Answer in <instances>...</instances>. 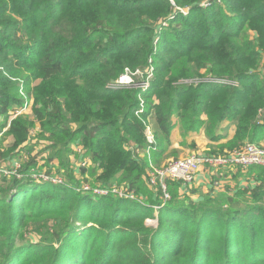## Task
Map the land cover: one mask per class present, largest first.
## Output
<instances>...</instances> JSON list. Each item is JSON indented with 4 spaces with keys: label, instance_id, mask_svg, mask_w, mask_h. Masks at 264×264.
Masks as SVG:
<instances>
[{
    "label": "trees",
    "instance_id": "1",
    "mask_svg": "<svg viewBox=\"0 0 264 264\" xmlns=\"http://www.w3.org/2000/svg\"><path fill=\"white\" fill-rule=\"evenodd\" d=\"M206 1L0 0V131L11 112L24 106L23 86L41 139L55 152L45 160L59 154L68 160L79 149L90 158L91 175L101 187L119 180L130 191L146 190L149 157L161 160L179 125L186 138L227 140L229 152L247 142L259 145L264 0H209L202 7ZM249 30L256 33L253 40ZM182 60L187 65L177 75L173 70ZM151 66L149 94L108 88L126 69ZM208 74L237 85L196 86ZM145 97L156 98L144 103ZM26 115L10 123L14 143L7 157L32 149ZM228 128L232 133H225ZM40 159L23 165V178L4 177L8 186L0 185V264H264V210L256 209L264 199L261 167L235 168L239 179L259 172L250 180L254 187L239 189L253 205L243 211L223 201L229 191L196 202L180 198V184L170 181L168 202L159 199L161 192L159 200L140 202L84 194L74 182L38 183L30 173ZM77 169L86 175L88 167L80 162ZM156 206L158 227L152 228L147 221L155 218ZM30 224L46 227L61 245L21 247V231Z\"/></svg>",
    "mask_w": 264,
    "mask_h": 264
},
{
    "label": "rangeland",
    "instance_id": "2",
    "mask_svg": "<svg viewBox=\"0 0 264 264\" xmlns=\"http://www.w3.org/2000/svg\"><path fill=\"white\" fill-rule=\"evenodd\" d=\"M208 1L209 0L204 2L202 7H205V8L208 7L209 5H206V3ZM166 25L168 28L169 25L168 24H166ZM159 34H160V36L163 35V33L161 31L159 32ZM247 34L251 40H253L256 37V35H255L256 33L251 31V30H249L247 32ZM161 44H162V40H159V38L156 39V41L154 42V45L157 48L160 47ZM186 65L187 64H185L183 62V60L180 61L178 66L176 68H174V70H173L174 73L178 75L181 68L186 66ZM138 69H139V71H137V72H133L132 70L126 69L124 72V75L122 77L127 76L126 77L127 82L130 83L128 88H132L135 90L141 89V87H143V85H144L143 84L144 82H150L149 88L147 90H142V91H144L143 92L144 94H146V93L149 94L152 81H154V78H155V70L152 66L149 68H138ZM202 74H204V73L202 72ZM210 75L211 74H208L206 76V78L201 79V81L195 80V81H197L196 86L199 85L200 83H203V82H210V79H212V78H210L211 77ZM131 78H132V80H131ZM191 82H193V81L185 80V79H181V81H180V83H183V84H185V83L190 84ZM228 82L229 83H227V84L231 83V85H233L232 84L233 82H230V81H228ZM234 85H237V83H235ZM147 95H146V97H147ZM146 97H145V99H143L144 103L145 102L147 103L148 101L152 102L156 98V97H153L151 99V98H146ZM143 109H144V107L142 106V111H143ZM27 112L28 113L25 117L31 123L29 125L28 143L31 142L30 147H32V149H30V152L24 153L25 155H27L25 157V159H26L25 163H28L30 159H34L35 156L40 155L41 159L37 163V166L34 167V169L37 172L41 171V172H45L47 175L52 176L54 178L58 177V178L62 179L64 183H73L74 182V185H77L76 187L78 188V190L82 191V192H83L84 187L85 188L88 187L90 189V191L83 192L84 194L88 193V194H93L95 196V194L93 193V190L94 189H102V190H109V192H111L109 195H114L115 197H117L119 199H127L125 197L120 196V194H124V196H126V195L134 196V200H136V201L147 202V200L148 201L157 200L158 199L157 198L158 192H161L162 195L159 199L162 200L163 202H165L166 199L163 197L164 190L161 189L158 191V189H160L158 187V185H153L150 182L151 179L156 175L157 172L163 171L172 163H175V162L179 161L180 159L189 157L193 154H198V153H205V154L211 153L212 154V153H214L216 155H225L227 153H231L228 151L229 149L226 148L227 146H229L227 140H224V141H221L220 143L215 144V143H209L211 141H209V139H208L207 144H205L204 139L202 137H200V135L199 136L198 135L190 136V137L186 138L185 137L186 136L185 135L186 134L185 128L183 126L179 125L180 127L178 126L174 132V136H173L174 143L172 144L171 147H169L164 152V155L161 157V160H159L158 163H156V162L154 163L151 160V157H149V161H151V162L147 168L146 175L143 177V185L146 187V190L130 191L129 184H127V183H121L120 184L119 180H118V182L116 181L109 188H103L100 186L101 182L99 181L98 176L93 177L91 175L92 162H91L90 158L87 156L84 157L83 154L81 153V150H79V149H76L74 151V154L69 156L68 160H66L64 154H59L58 156H56L55 160H51L50 162L45 160L47 158L52 159V154L55 152H53V153L50 152L47 149V148L50 149V146H49L50 143L42 140L43 138L41 137L42 134H40L42 132V130L40 128V124L34 118L35 117L34 116V106H32ZM263 120L264 119L262 118L261 119L262 123H263ZM5 121L6 120H3L2 123H5ZM8 129H9L8 126H6L4 129H2L0 131V148H1L0 153H1L2 160H4L3 162L7 161V159H11L14 157L19 158L21 156V153L18 156H13V157H7L6 156L8 154V150H7L8 146L10 144L14 143V138L12 135L9 134ZM230 132L232 133V130H231V128H228V131L225 133H230ZM257 143H259V145H261L264 148V137L262 139H260V141H258ZM234 151H236V150L233 149V152ZM68 161H69V163H68ZM80 162H82L83 165L88 167L86 175H84L82 172L78 171V169H77ZM7 165H8V167H10L9 161H7ZM73 169L75 170L74 172H73ZM235 170L236 169H234L233 171H235ZM227 171H229V170H227ZM205 172H208L210 177L212 178V180H210V183L212 184V186L214 188L215 187L217 188L216 191H218V192L229 191L230 197L226 196L223 201L225 203H227V202L233 203L234 205H233V208H231V209L243 210V211L251 209V207L253 205L251 204L250 196L247 193H241L239 189L241 187H254V185L251 184L250 180L259 174L258 171H257V173L252 172V174L251 173L244 174L243 176H241L242 178H240V179L237 175L235 182L230 183L232 186L230 184H228V182H227L230 178L226 179L225 182L223 181L222 182L223 184H221L219 182L221 184V186H218L217 181H221L222 177L217 178L215 175V172H213V170H211V169H209V170L206 169ZM261 175H263V173H261ZM3 178L4 177H2L0 179V185L5 188L8 186V182L6 184L3 183V181H2V180H4ZM227 185H228V188H227ZM165 186L168 190V194L170 195V197H172L171 196L172 192L170 190V184L167 183V184H165ZM188 192L192 193L191 189H188ZM218 192H217V194H218ZM1 196L3 197V195L0 194V197ZM231 196H233V197H231ZM217 197H218V195L216 196V198ZM129 200H131V199H129ZM156 207H159V206H156ZM156 207H154V208H156ZM256 209H263L264 210V199L259 205H257ZM157 216H158V211H156V209H155V214H154L155 218L147 221V225L149 227H152V228L158 227ZM51 224H53V223L51 222ZM78 225L79 224H77V226ZM83 227L84 226H82L80 228H83ZM47 230L48 229L46 227L40 228L38 226L30 224L28 227L24 228L21 231L22 237L20 239L19 245L21 246V245H23L24 242H26L27 244H29V245H27V248L33 249L34 246H39V244L53 243V244H55L56 247H59L61 244L58 243V241L56 239H52L51 236H53V235H50V236L47 235L46 234Z\"/></svg>",
    "mask_w": 264,
    "mask_h": 264
},
{
    "label": "built area",
    "instance_id": "3",
    "mask_svg": "<svg viewBox=\"0 0 264 264\" xmlns=\"http://www.w3.org/2000/svg\"><path fill=\"white\" fill-rule=\"evenodd\" d=\"M206 5H209L208 2ZM181 13L187 15L189 11L179 9ZM124 75V74H123ZM122 75V76H123ZM120 77L115 83L110 84L108 86L109 89H120L123 87H129V82H127V76ZM132 80V78H131ZM210 82L217 83V84H225L229 83L225 80L220 79H210ZM150 82H144L142 90H147L149 88ZM231 84V83H230ZM233 85L235 82L232 83ZM20 94L23 98H25L26 102L24 106L20 109H14L11 112L9 121H8V128L10 127L11 121L19 115L27 114L28 110L32 107V100L28 98L27 94L24 91V87H20ZM142 112V110L140 111ZM147 139L149 143L154 142V136L152 132L148 130ZM1 150V148H0ZM21 156L19 158H11L7 159L10 163V167L7 165V161L3 162L0 153V179L2 177H16L18 179L23 178L21 174V169L26 162L25 152H20ZM24 158V159H23ZM2 160V161H1ZM85 166V165H84ZM251 167H261L264 169V148L261 145L247 142L241 149L236 150L231 153H227L225 155H210L205 153H198L193 154L189 157L180 159L179 161L172 163L163 171H159L156 175L151 179V183L153 185H158V187L164 190L163 197L166 199L165 202L171 200L170 195L168 194V190L165 186L169 181L179 183L182 187L190 189L196 182V178L198 174L203 170H213L217 178L223 176L224 172L227 170L235 169V168H242L247 170ZM49 174V173H48ZM30 178L38 183H51L54 185H63L65 184L62 179L54 178L52 176L47 175L45 172H37L35 169L31 171ZM218 182V186L221 184ZM216 185V186H217ZM90 189L88 187L83 188V192H88ZM93 193L96 196H107L111 192L109 190H102V189H94ZM121 197H125L127 199L134 200V196L120 194ZM161 207H156V210H159Z\"/></svg>",
    "mask_w": 264,
    "mask_h": 264
},
{
    "label": "crops",
    "instance_id": "4",
    "mask_svg": "<svg viewBox=\"0 0 264 264\" xmlns=\"http://www.w3.org/2000/svg\"><path fill=\"white\" fill-rule=\"evenodd\" d=\"M200 137H202L204 139V143L207 144L208 141L205 138V136L202 134V135H200ZM173 143H174V141H173ZM233 170L234 169L224 172V174L222 176V180L220 181L221 184H223L222 182L223 181L225 182V180L228 179V178H230L227 181L228 184L235 182V179L237 177V172L238 171H237V169L235 171H233ZM210 180H212V178L210 177L209 173L208 172H205V170H203V171H201L198 174V176L196 178V182H195V184L191 188L192 191H193L192 193L188 192V188L182 187L181 185L177 187L176 192L178 193V195H179L180 198H183L185 196H188V197L192 198L196 202L197 201H201V200L204 199V197L206 195H208L210 193L215 194V193L218 192V191H216L217 188L216 187L214 188L212 186V184L210 183ZM227 187H228V185H227Z\"/></svg>",
    "mask_w": 264,
    "mask_h": 264
}]
</instances>
